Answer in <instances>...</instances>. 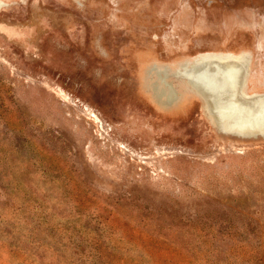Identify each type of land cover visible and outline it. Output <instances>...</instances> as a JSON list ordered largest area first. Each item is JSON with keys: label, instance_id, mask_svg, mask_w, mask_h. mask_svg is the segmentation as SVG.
Returning <instances> with one entry per match:
<instances>
[{"label": "rangeland", "instance_id": "rangeland-1", "mask_svg": "<svg viewBox=\"0 0 264 264\" xmlns=\"http://www.w3.org/2000/svg\"><path fill=\"white\" fill-rule=\"evenodd\" d=\"M210 55L264 95V0H0V264H264V133L220 129Z\"/></svg>", "mask_w": 264, "mask_h": 264}, {"label": "bare ground", "instance_id": "bare-ground-1", "mask_svg": "<svg viewBox=\"0 0 264 264\" xmlns=\"http://www.w3.org/2000/svg\"><path fill=\"white\" fill-rule=\"evenodd\" d=\"M207 57L209 60L205 62L189 65L202 67L194 78L197 82L194 87L198 89L201 86L211 97L209 102L217 116L220 129L246 137L264 133V95L252 96L254 101L251 102L245 100L247 95L243 93L248 62L232 56ZM188 77L191 78L190 75ZM174 94L173 91L169 94L168 101H172Z\"/></svg>", "mask_w": 264, "mask_h": 264}, {"label": "water", "instance_id": "water-1", "mask_svg": "<svg viewBox=\"0 0 264 264\" xmlns=\"http://www.w3.org/2000/svg\"><path fill=\"white\" fill-rule=\"evenodd\" d=\"M247 74V73H246ZM259 136H257V137H255V138H258ZM261 137H263L264 138V136L263 135H261Z\"/></svg>", "mask_w": 264, "mask_h": 264}]
</instances>
